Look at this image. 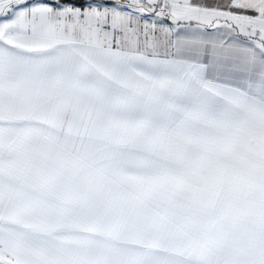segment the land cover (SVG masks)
<instances>
[{
    "label": "snow or ice",
    "instance_id": "6c2138e0",
    "mask_svg": "<svg viewBox=\"0 0 264 264\" xmlns=\"http://www.w3.org/2000/svg\"><path fill=\"white\" fill-rule=\"evenodd\" d=\"M0 264H264V0H0Z\"/></svg>",
    "mask_w": 264,
    "mask_h": 264
}]
</instances>
